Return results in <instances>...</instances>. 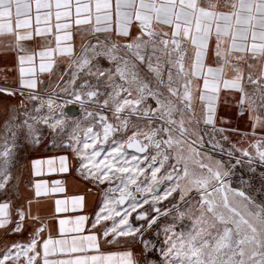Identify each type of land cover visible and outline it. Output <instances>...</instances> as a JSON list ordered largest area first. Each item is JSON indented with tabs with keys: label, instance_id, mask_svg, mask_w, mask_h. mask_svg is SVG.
Returning a JSON list of instances; mask_svg holds the SVG:
<instances>
[{
	"label": "snow or ice",
	"instance_id": "obj_1",
	"mask_svg": "<svg viewBox=\"0 0 264 264\" xmlns=\"http://www.w3.org/2000/svg\"><path fill=\"white\" fill-rule=\"evenodd\" d=\"M0 50V95L23 98L0 143V264H264V0H0ZM45 131L67 154L25 179ZM45 166L75 168L96 208Z\"/></svg>",
	"mask_w": 264,
	"mask_h": 264
},
{
	"label": "crops",
	"instance_id": "obj_2",
	"mask_svg": "<svg viewBox=\"0 0 264 264\" xmlns=\"http://www.w3.org/2000/svg\"><path fill=\"white\" fill-rule=\"evenodd\" d=\"M80 40L77 38L76 45L77 49L79 48ZM66 70V65L61 64L58 71L63 72ZM16 77V65H15V54L7 51L0 50V85L5 83L7 78V83L11 84ZM42 79L45 81V85L48 84V81L51 80L55 84L56 76L53 75L49 77L47 74H43ZM17 97L22 99V96L17 93L16 95L10 96L7 94L0 95V130L4 128V125L12 115L11 110L13 108H18L19 103H15ZM218 117L226 122H229L232 126L238 127L242 131L248 127L246 123L247 116H241L235 104L231 101L230 97L225 95L221 96L220 103L218 106ZM67 153H49L45 155H33L29 156L27 154V161L22 164L21 168L24 171L25 179H27L28 172L27 169L30 167L33 160H47L54 156L66 155ZM35 179H46L49 181L52 180H61L64 182L66 187L67 195H84L86 197V212L91 213L99 203L100 196L97 191L92 187V185L86 183L75 171V168H70L68 173L64 174H48L47 167L45 166V175ZM20 191L23 194H27V189L22 183L20 186ZM52 204L49 202L45 209L42 211H51ZM35 211V209H34ZM14 239L15 237H9Z\"/></svg>",
	"mask_w": 264,
	"mask_h": 264
},
{
	"label": "rangeland",
	"instance_id": "obj_3",
	"mask_svg": "<svg viewBox=\"0 0 264 264\" xmlns=\"http://www.w3.org/2000/svg\"><path fill=\"white\" fill-rule=\"evenodd\" d=\"M94 42L95 41H93V43ZM102 63L104 64L105 67L108 66V62L106 60H103ZM22 99L17 97V100H15V103H19L17 105V107H18L17 109H18V114L20 115L21 119H23V108L20 107ZM29 107H31V105H29ZM80 115H81V111L79 108L78 114H76L74 116L79 117ZM41 127L43 128V126H41ZM8 135H9V133H8L7 128L4 127L3 129H1L0 130V143H3L4 138L8 137ZM23 147H24L23 152L18 153V155L20 156L18 167H21L22 164L27 161V157H28L27 154H29V156H33V155L38 156V155H45V154H49V153H51V154L52 153H63L59 148L53 147V142H52L51 136L47 133V131L44 132V136L41 139L40 143L30 144V143L24 142ZM237 174H238V176L240 174H243L242 170L238 168ZM244 175H245V178L247 179V175L246 174H244ZM233 186H235V184ZM174 196L176 197L177 200H179L178 194L174 193ZM169 199H171V198H169ZM165 203H167V202H165Z\"/></svg>",
	"mask_w": 264,
	"mask_h": 264
},
{
	"label": "water",
	"instance_id": "obj_4",
	"mask_svg": "<svg viewBox=\"0 0 264 264\" xmlns=\"http://www.w3.org/2000/svg\"><path fill=\"white\" fill-rule=\"evenodd\" d=\"M65 112L70 116H74L79 112V105L76 104L67 105L65 107Z\"/></svg>",
	"mask_w": 264,
	"mask_h": 264
}]
</instances>
